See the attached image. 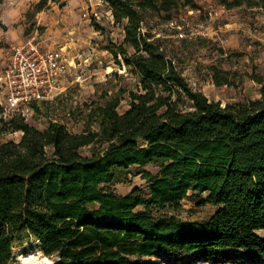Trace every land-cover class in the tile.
<instances>
[{"label": "trees", "instance_id": "16d2710c", "mask_svg": "<svg viewBox=\"0 0 264 264\" xmlns=\"http://www.w3.org/2000/svg\"><path fill=\"white\" fill-rule=\"evenodd\" d=\"M101 2L123 29L122 41L105 49L137 77V90L123 112L119 92L98 104L96 130L72 132L55 120L39 129L19 115L0 117V264H14L23 235L54 264H128L132 256L264 264V73H245L259 85L257 99L209 100L151 25L169 23L180 7L197 9L194 0ZM218 2L264 9V0ZM209 71L214 85L237 86V71ZM14 132L18 141L1 140ZM130 174H140L145 188L116 193L113 185ZM204 193L199 204L214 207L205 220L154 213Z\"/></svg>", "mask_w": 264, "mask_h": 264}, {"label": "rangeland", "instance_id": "374dc122", "mask_svg": "<svg viewBox=\"0 0 264 264\" xmlns=\"http://www.w3.org/2000/svg\"><path fill=\"white\" fill-rule=\"evenodd\" d=\"M39 1L3 0L5 13L17 7L18 11L11 15L15 21L9 27L15 34L14 39L8 43L0 41L2 58L11 45L35 36L45 48L61 46L66 51L69 68L60 79L62 86H66L64 92L53 101L42 104L40 109L36 108L26 121L39 129L55 120L72 132H81L87 126L96 130L98 126L93 112L98 104L119 92L121 101L117 110L123 112L128 108V92L137 90V77L122 62L115 63L111 53L105 49L108 41L117 44L122 41V26L114 23L110 10L101 0H46L44 7L36 11L34 5ZM194 1L197 9L180 7L167 24L151 22L169 56L174 58L191 87L200 90L209 100L224 105L259 98V85L249 80L245 73L252 68L264 73V9L245 6L226 9L218 0ZM0 28L6 30L8 27L0 24ZM182 38L187 40L182 42ZM199 38L207 39V44L201 46ZM210 65L237 71V86L214 85ZM188 105L189 102L185 101L179 107L188 109ZM20 136L21 132H14L4 135L1 140L18 141ZM82 153L88 154L89 148H84ZM145 169L157 172L153 164H148ZM145 186L140 174H130L126 181L115 183L113 189L116 193L125 194L135 187ZM206 195L183 199L176 208L165 207L160 211L154 210V213L174 215L182 220H205L214 212L211 204H199ZM258 234L264 238V229ZM38 250V244L23 235L14 249V264H21L20 255L37 254ZM128 264L180 263L164 257L132 256ZM194 264L246 263L204 260Z\"/></svg>", "mask_w": 264, "mask_h": 264}, {"label": "built area", "instance_id": "2783aa9c", "mask_svg": "<svg viewBox=\"0 0 264 264\" xmlns=\"http://www.w3.org/2000/svg\"><path fill=\"white\" fill-rule=\"evenodd\" d=\"M65 55L61 46L45 48L35 36L11 45L0 66V117L27 120L36 108L60 96L66 89L60 79L69 68Z\"/></svg>", "mask_w": 264, "mask_h": 264}, {"label": "crops", "instance_id": "0c3cea01", "mask_svg": "<svg viewBox=\"0 0 264 264\" xmlns=\"http://www.w3.org/2000/svg\"><path fill=\"white\" fill-rule=\"evenodd\" d=\"M3 5H4V3H3ZM16 11H18V7L15 8V9L9 10L8 13H5L4 10H2V4H1L0 24L3 25V26L8 27L6 30L0 28V41H2L3 43L12 42L11 40H13L14 37H15L14 36L15 35L14 32H12V30L9 27L15 21L14 17H12V16L16 14ZM2 49L3 48H0V59L3 56V53H2L3 50Z\"/></svg>", "mask_w": 264, "mask_h": 264}, {"label": "bare ground", "instance_id": "6f19581e", "mask_svg": "<svg viewBox=\"0 0 264 264\" xmlns=\"http://www.w3.org/2000/svg\"><path fill=\"white\" fill-rule=\"evenodd\" d=\"M21 264H54V262L38 250L37 254L20 255Z\"/></svg>", "mask_w": 264, "mask_h": 264}]
</instances>
